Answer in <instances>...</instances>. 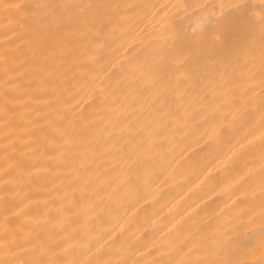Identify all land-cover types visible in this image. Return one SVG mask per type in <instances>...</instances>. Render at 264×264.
I'll list each match as a JSON object with an SVG mask.
<instances>
[{
    "label": "snow or ice",
    "instance_id": "obj_1",
    "mask_svg": "<svg viewBox=\"0 0 264 264\" xmlns=\"http://www.w3.org/2000/svg\"><path fill=\"white\" fill-rule=\"evenodd\" d=\"M2 7L0 264H264V0ZM10 73L67 110L25 123Z\"/></svg>",
    "mask_w": 264,
    "mask_h": 264
},
{
    "label": "bare ground",
    "instance_id": "obj_2",
    "mask_svg": "<svg viewBox=\"0 0 264 264\" xmlns=\"http://www.w3.org/2000/svg\"><path fill=\"white\" fill-rule=\"evenodd\" d=\"M23 2V0H0V53H2L4 51V25L8 23V21L10 19H12L13 15H14V10L12 12H5L3 10V5L5 3L8 4H15V3H20ZM113 2H122V0H113ZM132 2H138V0H132ZM151 2H154L156 4H165V3H175L176 0H151ZM159 17H157L158 19ZM155 23V21H153L150 17L143 20V22H137L134 25L135 31L130 32L129 36L127 37V39L129 41H131L133 38L137 41H141L144 40L147 36V34L149 32H151L152 30V25ZM141 29H143V31H141ZM11 47V46H9ZM122 51V50H121ZM10 57L11 56H15L16 59V63L17 66L19 68V72L20 73H24L25 71H31V64L30 63H26L25 60L28 56H30V52L26 49V48H21L18 52H10L9 53ZM79 62L80 63H86V56H80L79 57ZM81 71L80 68L78 67H71L70 70L67 71V76L70 78L72 76V74L74 72H79ZM4 73V65L3 62H0V106H2L4 104V98L2 95L3 92V87H4V80L6 79V77H4L3 75ZM10 75L13 77V83H20L22 88L21 91L19 92H15L13 93V95H15L17 97L18 100V104L16 107V112L17 113H23L24 114V122L27 123V120L31 117H35L36 113L35 112H30V109L32 108H37L39 111L41 112H47L49 111V107L54 108V109H60L61 111H66L67 109L61 105L56 97L57 96H61L63 98H67L68 96V92L64 91L65 88L68 87V84L63 85V87H56L55 92H53L51 89L48 90L47 93H41L39 90H36V85L35 83L29 85L28 81L30 79V77L25 76V75H20L19 79L17 80V74L16 73H10ZM98 75L100 77H103V73H98ZM71 82V81H69ZM27 86L33 91H29V94L27 96H24L22 94L23 88ZM99 86V84H97V87ZM40 98L42 101H47L48 105H46L45 103H40L39 105H37L35 103L36 99ZM77 99H79V97H76ZM74 102V101H73ZM30 113V114H29ZM2 114V113H0ZM55 113H53L54 115ZM17 120L20 119V116L17 115ZM42 123V121H41ZM3 121L0 120V135L3 134ZM160 143L164 144L166 147V142L161 141ZM161 151H164V148L161 149ZM0 155H2V153H0ZM44 173H40L39 177L35 176L33 177V182L34 183H39L41 182V180L44 177ZM4 179H8L7 177L3 176L2 171H0V183L3 182ZM177 180L179 179V177L176 178ZM171 183V181H170ZM17 189L21 191V195L23 194V192L28 191V188L30 187V185H28V183L26 182V174L24 179L22 180V182L18 185H16ZM173 190L175 191V185L173 184ZM30 195H33L32 193H30ZM219 195V193H218ZM225 197L221 196V199H224ZM177 200H179V196L176 197ZM213 200L216 199L215 196L212 197ZM25 203H27V201H25ZM222 206V205H221ZM168 209L165 208V212L167 213ZM141 214H143L141 212ZM0 224H2V216H0Z\"/></svg>",
    "mask_w": 264,
    "mask_h": 264
}]
</instances>
